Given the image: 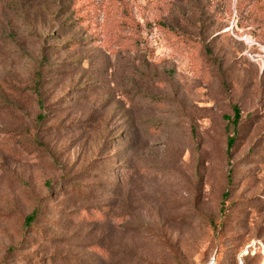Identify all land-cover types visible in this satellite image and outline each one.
<instances>
[{"label":"rangeland","instance_id":"rangeland-1","mask_svg":"<svg viewBox=\"0 0 264 264\" xmlns=\"http://www.w3.org/2000/svg\"><path fill=\"white\" fill-rule=\"evenodd\" d=\"M0 264H264V0H0Z\"/></svg>","mask_w":264,"mask_h":264},{"label":"trees","instance_id":"trees-1","mask_svg":"<svg viewBox=\"0 0 264 264\" xmlns=\"http://www.w3.org/2000/svg\"><path fill=\"white\" fill-rule=\"evenodd\" d=\"M233 113H234V117H233V125L235 126L237 121L239 120L240 118V115H239V111L237 109H233ZM39 119H42L41 116L38 117ZM234 144V140L233 138H228L227 139V148H228V151H230L231 147L233 146ZM37 217V211H33L31 214H29L28 216L25 217L24 219V226L25 227H29L36 219Z\"/></svg>","mask_w":264,"mask_h":264}]
</instances>
